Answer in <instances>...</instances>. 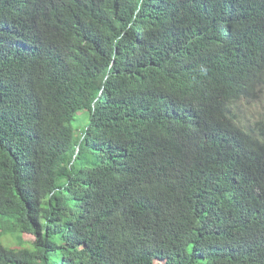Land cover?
<instances>
[{"label":"trees","instance_id":"trees-1","mask_svg":"<svg viewBox=\"0 0 264 264\" xmlns=\"http://www.w3.org/2000/svg\"><path fill=\"white\" fill-rule=\"evenodd\" d=\"M261 86L264 0H0V264H264Z\"/></svg>","mask_w":264,"mask_h":264},{"label":"rangeland","instance_id":"rangeland-1","mask_svg":"<svg viewBox=\"0 0 264 264\" xmlns=\"http://www.w3.org/2000/svg\"><path fill=\"white\" fill-rule=\"evenodd\" d=\"M90 109L79 110L73 120L72 128L76 136L80 134L89 122ZM232 113L236 117L237 124L247 131H252L256 128L258 122L264 123V86L259 87L254 97L243 99L237 102L232 107ZM33 237L26 232L17 231L13 234L3 235L0 238L1 244L10 249H33ZM56 264H62L60 254H55ZM166 259L156 260L155 264H165Z\"/></svg>","mask_w":264,"mask_h":264}]
</instances>
